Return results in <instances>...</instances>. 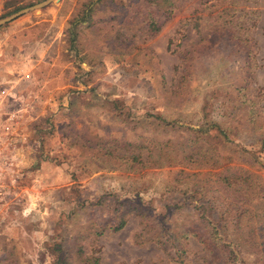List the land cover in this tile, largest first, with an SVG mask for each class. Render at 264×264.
I'll list each match as a JSON object with an SVG mask.
<instances>
[{"label":"rangeland","instance_id":"obj_1","mask_svg":"<svg viewBox=\"0 0 264 264\" xmlns=\"http://www.w3.org/2000/svg\"><path fill=\"white\" fill-rule=\"evenodd\" d=\"M42 1L0 0V20ZM59 14L54 61L29 60L34 28L8 47L28 60L0 67L44 106L34 204L0 221V264H212L196 234L230 264H264V0H63Z\"/></svg>","mask_w":264,"mask_h":264},{"label":"built area","instance_id":"obj_2","mask_svg":"<svg viewBox=\"0 0 264 264\" xmlns=\"http://www.w3.org/2000/svg\"><path fill=\"white\" fill-rule=\"evenodd\" d=\"M6 76L7 72L0 70V221L11 211L26 214L30 203L26 195L27 158L41 160L40 139L33 129L42 118L40 103L35 100L39 91L28 101L25 89L8 85ZM17 80L27 82L30 74L21 73ZM35 180L31 179V185Z\"/></svg>","mask_w":264,"mask_h":264},{"label":"crops","instance_id":"obj_3","mask_svg":"<svg viewBox=\"0 0 264 264\" xmlns=\"http://www.w3.org/2000/svg\"><path fill=\"white\" fill-rule=\"evenodd\" d=\"M62 2L63 0H58L57 3H54V1H48L47 3L39 6L37 8L38 9L37 12H33L32 10H24L20 12L19 14L15 15L10 20L4 22L3 24H0V54L2 56V59H0L1 60L0 67H2V69H5L7 67L5 65V62L7 61L20 60L17 58H21L22 60H28V57H30V55L24 50H22L21 41H18L19 48L17 49V53L15 52H13V54L10 53V50L8 47L11 43L10 40L12 38L19 37L23 32H26L29 29H34V28L40 29V32L42 35L38 37L37 38L38 41L35 42L36 45L40 46V49L36 50V54L31 55L32 57L34 56L33 59H29V60H34L36 62L54 61L57 55H54V53L53 54L49 53L48 47L52 45L56 47V45H58L60 41L64 39L63 38L64 34L62 32L63 24H62L61 16L59 14V8ZM46 32L47 34L45 35ZM25 38L27 40H30L28 37H25ZM54 83H55V80H54ZM46 90L51 92V94L54 96L53 98H51L50 96L47 95L46 97H48L49 99L48 101H51V102H45V104L48 106L49 110L54 111V104H57L55 103L54 97H55V94H57V92L59 91L55 90L54 86H51L47 88ZM39 107H40L39 109L43 112L44 106L40 104ZM56 108H57V105L55 109ZM41 114L43 115V113ZM28 163H29V160L27 161V164ZM28 170L29 169H27L26 176L29 173ZM27 180H28V177H27ZM40 197L42 198V196ZM35 199H37L36 196H35Z\"/></svg>","mask_w":264,"mask_h":264},{"label":"trees","instance_id":"obj_4","mask_svg":"<svg viewBox=\"0 0 264 264\" xmlns=\"http://www.w3.org/2000/svg\"><path fill=\"white\" fill-rule=\"evenodd\" d=\"M166 1V0H165ZM152 31H156L157 30V27H152ZM42 118L40 119V122L39 123H36L34 124L33 126V129L35 130V133L37 136L41 137V134H42V128H41V124H42ZM102 143V142H101ZM100 143V144H101ZM108 143H110L111 145L113 144H119L120 142L116 139H112L111 141H108ZM129 146L131 145H135L133 142L132 143H127ZM101 147H103V145H100ZM116 147H120L119 145L116 146ZM136 147V145H135ZM104 153L106 154L107 157L109 158H112L114 160H118V161H130L131 163L133 162H137L139 165H137L138 167L137 168H141V167H144L146 166V164H143L141 163V156L139 154V152H136L134 153L133 151L129 152V154H126L127 153V150L126 149H123L122 152H119V153H114L113 155H111V152L109 150V148H106L104 150ZM158 163H153V164H150L151 166H154ZM197 238H199L200 241L202 242H206L205 244L208 246V252L210 253V256H211V261H212V264H230V259L228 258L227 254L226 253H222L221 255V258H219L218 255H216L214 253V251L216 249H218L219 251H221V248L216 245L214 242H210L209 240L207 241L206 238L202 237V236H199L197 235ZM218 246V247H217ZM222 252V251H221Z\"/></svg>","mask_w":264,"mask_h":264},{"label":"water","instance_id":"obj_5","mask_svg":"<svg viewBox=\"0 0 264 264\" xmlns=\"http://www.w3.org/2000/svg\"><path fill=\"white\" fill-rule=\"evenodd\" d=\"M47 2H48V0H44V1L40 2L39 4H37L35 7L30 8V10H32L33 12H37V11H38V9H37L38 5L41 6V5H43V4L47 3ZM22 11H24V10H23V9H22V10H19V11L15 12V13H12V14L8 15L7 17L1 19V20H0V24H3L4 22L10 20L11 18H13L15 15L19 14V13L22 12ZM26 195H27V197H29V199H30L31 194L28 193V192H26ZM32 204H33V203L30 202V203H29V206H32Z\"/></svg>","mask_w":264,"mask_h":264}]
</instances>
